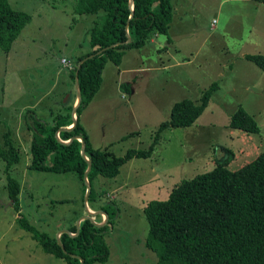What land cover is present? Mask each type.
I'll use <instances>...</instances> for the list:
<instances>
[{
    "label": "rangeland",
    "instance_id": "374dc122",
    "mask_svg": "<svg viewBox=\"0 0 264 264\" xmlns=\"http://www.w3.org/2000/svg\"><path fill=\"white\" fill-rule=\"evenodd\" d=\"M7 1L29 13L31 21L8 52L0 49V141L7 133L18 147L20 161L10 172L22 185L18 210L9 198L5 162L0 159V264H67L42 250L20 226L19 215L57 240L59 232L77 226L86 214L82 183L74 172L26 166L31 141L27 124L32 111L49 120L66 102L69 93L63 90L71 89V101L75 97L67 64L90 49L88 32L94 16L77 14L76 0ZM172 4L171 42L156 35L153 43L139 48V66H120L133 69L120 78L130 84L129 90L117 83V67L106 64L102 87L83 110L93 146L107 147L118 156L129 148H147L175 100L196 99L214 81L217 88L191 125L159 132L150 156L128 160L112 177H92L87 204L97 207L94 211L105 205L113 215L102 236L108 257L93 264H154L156 255L144 244L148 225L142 209L149 200L166 199L180 180L211 170L218 162L226 160V168L234 170L264 150V71L243 57L264 53V4L254 0ZM239 105L256 119L257 133L227 126L228 115ZM106 218L99 223L105 224Z\"/></svg>",
    "mask_w": 264,
    "mask_h": 264
},
{
    "label": "trees",
    "instance_id": "16d2710c",
    "mask_svg": "<svg viewBox=\"0 0 264 264\" xmlns=\"http://www.w3.org/2000/svg\"><path fill=\"white\" fill-rule=\"evenodd\" d=\"M254 1L264 4V0ZM75 12L92 14L94 18L88 32L90 49L68 65L74 82L80 60L106 46L122 43L83 62L79 70L82 100L77 107L78 122L72 129L58 131V138L62 141L81 136L85 142V156L91 161L87 175L91 185L90 200L94 175L112 177L128 160L150 156L159 132L167 127L191 125L218 83L214 81L196 99L183 97L175 100L169 117L160 120L147 148H129L118 156L107 147H94L83 125L81 112L100 89L106 64L119 65L125 50L139 49L155 35L166 36V42L170 43L173 4L172 0H133V15L130 17L129 0H76ZM30 21L29 13L13 8L7 0H0V49L8 52ZM127 36L129 42H126ZM243 57L264 71V53H245ZM76 96L75 92L72 101L61 102L60 109L49 120L32 111L27 124L31 141L30 160L26 166L41 171L76 173L82 183L83 203V173L87 161L81 153L82 141L74 138L63 143L55 135L60 127L73 123L72 108ZM227 126L248 133L259 131L256 119L242 105L228 115ZM0 142V159L5 162L7 172L6 189L14 207L19 210L21 179L10 172L20 161L19 150L7 133ZM224 162L226 160L218 162L211 170L180 180L166 199H152L144 206L142 211L148 225L144 244L156 255L154 264H264V150L234 170L226 168ZM100 209L108 213L105 224L96 226L89 218H83L78 233L77 226L72 225L68 232L59 234L58 239L67 253L54 236L40 233L42 231H38L22 214L19 215V224L31 233L46 253L65 260L67 264H81V259L83 264H93L97 260H106L109 254L102 236L113 215L105 205Z\"/></svg>",
    "mask_w": 264,
    "mask_h": 264
},
{
    "label": "water",
    "instance_id": "95a60500",
    "mask_svg": "<svg viewBox=\"0 0 264 264\" xmlns=\"http://www.w3.org/2000/svg\"><path fill=\"white\" fill-rule=\"evenodd\" d=\"M129 7L131 9V12H130V17L133 15V0H129ZM130 41V38L129 36H127V40L126 42H129ZM118 44H122V43H116V44H111L110 46H106L100 50H98L96 53L94 54H89L87 56H85L82 60L79 61L78 63V67H77V70H76V75H75V87H76V94H77V101L74 103L73 105V108H72V116H73V123L71 124V126H67V127H60L57 132L55 133L57 139L60 141V142H63V143H68L70 141H72L74 138L76 139H80L82 141V155H83V158L87 161V168L85 169L84 173H83V181L85 183V192H84V196H83V202H84V205H85V211H86V214L83 215V216H80L78 222H77V233L79 232V229H80V223H81V220H83V218H89V220L96 226H101L103 225L104 223V220L105 218L107 217L108 213L103 211V210H99V211H91L89 208H88V204H87V201H88V197H89V194H90V189H91V185L87 179V175L90 171V168H91V161L85 156V142L83 141V138L81 136H75L73 138H71L70 140L68 141H62L58 138V131L59 130H62V129H72L74 126H76L77 122H78V117L76 115L77 113V107L78 105L80 104L81 100H82V94L80 92V85H79V70L83 64V62L91 57H93L94 55L96 54H100L101 52H103L104 50L110 48V47H113L115 45H118ZM97 212H102L104 213L105 217H104V220L102 223H98V222H95L93 220V217H92V214L94 213H97ZM68 232V231H67ZM77 233H74V234H77ZM60 232L58 233V236H59ZM71 234V233H70ZM73 233L71 235H74ZM58 236H57V243L58 245L61 247V249L63 250V252H66L67 253V250L65 247H63L58 239ZM71 256L73 257H77V255L75 254H70ZM81 264H83V260L81 259Z\"/></svg>",
    "mask_w": 264,
    "mask_h": 264
},
{
    "label": "crops",
    "instance_id": "0c3cea01",
    "mask_svg": "<svg viewBox=\"0 0 264 264\" xmlns=\"http://www.w3.org/2000/svg\"><path fill=\"white\" fill-rule=\"evenodd\" d=\"M170 32V31H169ZM156 36V35H155ZM155 36H153V37H155ZM153 37H152V39H151V41L150 42H154V39H153ZM145 46V45H144ZM142 48V47H141ZM140 51L141 50H139V49H135V50H132V49H127V50H125L124 51V54H123V56H122V59H121V62L119 63V65H115L116 67H117V70H114V72H115V74H116V77L118 78V81H117V83H120V85H121V87L123 86L124 87V89L125 90H129L130 89V84H128L127 82H125V81H123V78L122 79H120L121 78V75L123 74V73H125V72H127V71H131V70H133L132 68H130V69H127V71L126 70H124L123 68L121 69V65L122 66H126V67H134V66H139V65H137L138 63H139V61H142L141 60V56H139V54H140ZM245 54V53H244ZM243 54V55H244ZM125 59H127V61H126V63H125ZM114 65V64H113ZM102 86H100V88H101ZM71 89H66V90H63L62 91V93L63 94H67V93H69L68 94V96L66 97V100L65 101H67L68 99L70 100L71 98H72V92L70 91ZM99 91V90H98ZM97 91V92H98ZM96 92V93H97ZM95 93V94H96ZM95 96V95H94ZM93 96V97H94ZM92 97V98H93ZM92 98H91V100H92ZM90 100V101H91ZM77 101V96H76V98L74 99V103ZM90 101H89V103H90ZM73 103V104H74ZM88 103V104H89ZM87 104V105H88ZM87 105L83 108V110L85 111V108L87 107ZM84 111H82L81 112V119H82V122H83V125H84V127H85V129H86V125L88 124L87 123V118H86V113L84 112ZM88 132V131H87ZM89 134V133H88ZM89 137H90V135H89ZM90 140H91V138H90ZM91 143H92V141H91ZM92 145H93V143H92ZM88 208L91 210V211H94V210H98L97 209V207H90L89 205H88ZM98 214H100L101 215V218H99L97 215ZM105 217V215L101 212H99V213H95V214H93V220L95 221V222H100L101 220H102V218H104Z\"/></svg>",
    "mask_w": 264,
    "mask_h": 264
},
{
    "label": "built area",
    "instance_id": "2783aa9c",
    "mask_svg": "<svg viewBox=\"0 0 264 264\" xmlns=\"http://www.w3.org/2000/svg\"><path fill=\"white\" fill-rule=\"evenodd\" d=\"M63 62H65V61H63ZM66 64H67V62H66ZM67 65H70V64H67Z\"/></svg>",
    "mask_w": 264,
    "mask_h": 264
}]
</instances>
